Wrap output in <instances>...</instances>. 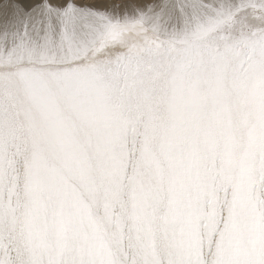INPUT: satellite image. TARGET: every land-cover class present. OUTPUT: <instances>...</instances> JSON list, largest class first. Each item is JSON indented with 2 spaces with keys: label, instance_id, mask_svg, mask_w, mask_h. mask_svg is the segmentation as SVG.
Segmentation results:
<instances>
[{
  "label": "snow or ice",
  "instance_id": "obj_1",
  "mask_svg": "<svg viewBox=\"0 0 264 264\" xmlns=\"http://www.w3.org/2000/svg\"><path fill=\"white\" fill-rule=\"evenodd\" d=\"M0 264H264V0H0Z\"/></svg>",
  "mask_w": 264,
  "mask_h": 264
},
{
  "label": "bare ground",
  "instance_id": "obj_2",
  "mask_svg": "<svg viewBox=\"0 0 264 264\" xmlns=\"http://www.w3.org/2000/svg\"><path fill=\"white\" fill-rule=\"evenodd\" d=\"M115 2H116V3H120L121 0H115ZM116 12H117V14H119V15H121V16L124 15L125 12H127V13L130 14V15L133 14V10H132L131 7L127 8V9H124V8L117 9Z\"/></svg>",
  "mask_w": 264,
  "mask_h": 264
}]
</instances>
